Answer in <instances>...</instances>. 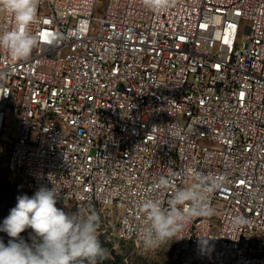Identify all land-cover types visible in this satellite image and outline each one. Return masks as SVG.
Listing matches in <instances>:
<instances>
[{
	"label": "built area",
	"instance_id": "obj_1",
	"mask_svg": "<svg viewBox=\"0 0 264 264\" xmlns=\"http://www.w3.org/2000/svg\"><path fill=\"white\" fill-rule=\"evenodd\" d=\"M41 0L27 60L0 50V151L33 194L119 213L141 244L145 195L185 168L226 178L215 214L174 238L180 264H264V0ZM14 22L0 14V30ZM244 34L242 37L241 34ZM247 223L236 226L233 217Z\"/></svg>",
	"mask_w": 264,
	"mask_h": 264
},
{
	"label": "clouds",
	"instance_id": "obj_2",
	"mask_svg": "<svg viewBox=\"0 0 264 264\" xmlns=\"http://www.w3.org/2000/svg\"><path fill=\"white\" fill-rule=\"evenodd\" d=\"M41 0H0V14L14 22L0 30V50L15 60H27L40 46L32 25L38 18ZM145 8L161 12L175 6L176 0H141ZM172 176L160 175L155 189L167 194L165 201L145 195L138 210L143 217L138 233L142 247L156 250L173 241L194 218L215 214L211 205L214 193L222 189L226 178L185 168L180 174L185 186L173 184ZM60 193L55 185L40 187L32 197L19 196L16 206L0 225V264H98L107 257L98 238L100 216L95 211L67 213L57 206ZM236 226L247 223L242 216L233 217ZM31 229L28 240L21 233Z\"/></svg>",
	"mask_w": 264,
	"mask_h": 264
},
{
	"label": "rangeland",
	"instance_id": "obj_3",
	"mask_svg": "<svg viewBox=\"0 0 264 264\" xmlns=\"http://www.w3.org/2000/svg\"><path fill=\"white\" fill-rule=\"evenodd\" d=\"M105 4L106 0H98L97 15H103ZM8 158L7 146L0 151V225L16 206L19 196L34 195L25 180L9 170ZM57 206L69 214L95 211L100 216L98 238L106 250L107 257L98 264H180L174 257L173 241L156 250H147L142 244L118 239L116 232L119 226V213L111 208L78 204L70 200H59ZM30 234L31 229H26L21 236L28 240ZM0 238L7 244L9 237L6 233L0 232Z\"/></svg>",
	"mask_w": 264,
	"mask_h": 264
}]
</instances>
